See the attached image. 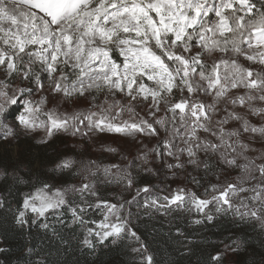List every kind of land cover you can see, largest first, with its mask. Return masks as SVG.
<instances>
[{
  "label": "snow or ice",
  "instance_id": "6c2138e0",
  "mask_svg": "<svg viewBox=\"0 0 264 264\" xmlns=\"http://www.w3.org/2000/svg\"><path fill=\"white\" fill-rule=\"evenodd\" d=\"M193 48L201 50L193 52ZM114 52L123 58L122 62L113 58ZM215 52L221 53L223 58L209 68L202 57ZM236 57L264 65V0H260L259 6L256 0H0V69L7 76H19L43 89L40 73L46 72L52 91L64 98L102 91L109 95L122 93L129 98L126 105L105 99L103 105L97 106L99 111L90 109L72 114L59 113L55 108L46 110L45 98L37 102L25 99L24 111L16 117L19 127L25 132L43 129L46 138L41 143H47L58 131L84 136L96 132L158 135L154 125L167 132L170 122L172 139L163 142L169 156L179 160V154L186 152L189 162L197 164L198 152L220 151L223 163L238 168L240 175L235 183L213 185L211 199L178 189L171 197L146 201L144 207L161 211L173 205L187 206L211 221L209 206L214 205L218 213L231 210L234 216L257 221L264 229V151L255 158L249 157L247 153L256 149L240 139L241 130L226 132L223 127L230 119L236 120L244 133L253 134V140L256 136L264 140V125H253L245 116L225 109L226 117L216 121L213 127V117L222 100L246 107L252 115L264 119V107L253 103L264 102V72L243 66ZM66 67L74 70L75 79H68L64 72ZM145 78L153 82L152 87L143 82ZM10 87L0 82V127L6 130L5 139L14 135L7 123L10 106L32 93L31 88L17 87L9 91ZM240 87L247 90L244 95L229 96ZM173 89L186 90L189 94L203 91L213 97V102L181 99L171 103L169 97ZM149 98L152 103L149 114L155 117L160 103H164L173 114L170 121L167 118L150 121L137 116L132 102ZM124 113L129 114V119L123 118ZM177 117L179 125L175 123ZM200 131L216 137L219 143L202 139L198 135ZM177 136L185 147H176L173 151ZM140 159L145 165L149 162L147 153ZM239 160L243 163H238ZM71 165V160H64L57 167L67 169ZM174 166L182 168L183 164ZM88 171L96 175L91 168ZM104 173L111 175L108 168ZM117 178L128 188L132 187L130 172L122 170ZM247 184L251 186L246 187ZM51 187L45 183L25 197L23 210L16 216L17 224L23 227L29 223L28 212L45 217L70 203L66 190L49 191ZM72 191L81 197L85 193L97 196L91 180L79 188L73 187ZM140 191L148 192L149 188H138L137 194ZM246 192L252 195L241 199L237 206L235 198ZM3 205L4 201L0 200V207ZM94 206L101 210L103 220L97 225L98 230L87 229L89 236H94L100 244L109 238L115 243L122 234L138 239L136 232L128 231V221L121 215L124 204L100 201ZM71 211L74 222L87 223L83 216L86 208L73 207ZM83 243L89 248L95 247L93 240L87 237ZM4 252L0 247V253ZM213 259L223 264L219 254ZM146 264H153L152 256L146 257Z\"/></svg>",
  "mask_w": 264,
  "mask_h": 264
},
{
  "label": "rangeland",
  "instance_id": "374dc122",
  "mask_svg": "<svg viewBox=\"0 0 264 264\" xmlns=\"http://www.w3.org/2000/svg\"><path fill=\"white\" fill-rule=\"evenodd\" d=\"M260 3V0H256ZM212 19V17H209ZM199 48H193V52L200 51ZM179 51V49H178ZM113 58L117 60L118 63L122 62V57L118 53L114 52ZM231 54L229 53V58ZM223 58L222 54L215 52L212 55H205L202 59L210 68L215 61ZM239 63L245 67H251L259 72H264V65L253 64L250 61L245 60L243 57H236ZM37 70L39 66L37 65ZM69 70L68 73L65 71ZM64 72L67 74L69 80L75 79L74 70L71 67L64 68ZM59 75V72L55 74ZM41 81L44 83V88H37L34 83L28 80H23L19 76L9 77L6 73L0 69V82L8 83L11 87L9 91H15L17 87L31 88V95L25 94L16 105H12L9 108L7 114V123L9 127L14 130V135L8 136L5 139L6 130L0 127V132L3 137L0 140V164L7 162H14L15 160L24 158L26 161H33V171L41 176V185L37 187L31 194H34L38 189L44 186L45 183L51 185L49 191L55 189L66 190V199L70 203L63 206L61 209L55 212H49L45 217H38L28 212L27 219L33 220L34 225L36 224H53V225H63L66 222H71L72 225L79 224L80 230L84 232V239L87 237L93 240L95 247L89 248L82 242L80 246V252L88 257L91 264H109L102 260L103 258L99 255V251L103 246L107 245L108 242L111 245L119 243L122 247L130 248V264H146V257L152 256L147 248L143 245L140 238L136 239L131 237V235L122 234V238L117 239L115 243L112 242V238H109L100 244L94 236H89L87 233L88 228L93 230H98L97 225L103 220V215L100 209H97L94 205L100 201H107L110 203H116L117 205L124 204L125 207L121 213L124 220L128 221V231L131 232L133 225L131 224L132 218L130 216L131 204L134 200H137L135 213L143 214L149 216L154 212L157 214L167 213L170 216L184 218L188 225H199L195 223L197 219L201 220L203 224H213L215 220L221 224L231 223L233 231H235L234 236H232V243L235 245H242V240H251L253 235L250 234L251 231L261 232L262 229L259 222L254 220H241L232 214V211L227 212H216L214 205H210L211 214L213 219L211 221L207 220L204 215L198 213L194 208L189 210L187 206L177 208L176 206H171L170 208L157 211L155 207L145 208V199H141L140 195L144 193L140 191L137 194V189H143L148 187V185L156 186L158 188L164 187L162 191L158 194H154V197L150 200L162 198L164 196L171 197L174 195L178 189H183L185 193H195L199 198L211 199L212 186L217 185L223 186L224 181L229 173H232L236 178L240 175V170L238 168H233L231 166L225 165L220 157V151L216 153H205L198 152V163L193 164L189 162V157L187 153L179 154V160L174 156H169L167 150L164 146V141L172 139L171 128L172 123H167L168 131L166 132L159 125H154L158 130V135H144L136 134L134 136H125L116 133H89L87 136L77 133L72 135L71 132L58 131L53 134L51 138L47 139V143H41L42 139L46 138L45 131L43 129H37L34 132H25L18 125V120L16 117L23 113L24 111V100L31 99L33 102L39 101L41 98L46 99L45 109L51 110L56 109L59 113L72 114L74 112H86L88 110L99 111L98 105H103L104 100L108 99L109 102L112 100L119 101L121 104H128L129 98L122 93H115L114 95H109L107 92H88L85 96L81 97L78 95H73L69 98H64L59 93H54L52 91V86L48 82V74L46 72L40 73ZM149 87L153 86V82L147 81L146 78L143 80ZM245 90L243 87L232 90L229 96L244 95ZM95 95L96 99L93 100L92 96ZM185 97L190 98L188 100H199L206 104L213 102V97L205 92L201 91L196 94H189L186 90L180 92L179 89H173L172 95L169 97L171 103L174 101L179 102ZM254 106L264 107V102L259 100L254 101ZM135 113L138 117H143L150 121H154L156 118H167L171 120L172 113L167 110V106L164 103H160V111L156 112L155 117L149 114V110L152 109L151 98L149 100L139 99L138 101L132 102ZM236 112L245 116L251 124L256 126L264 125V119L259 116L252 115L246 107L233 106L226 100H222L217 105V114L213 117V127L216 126V121L223 120L227 112ZM179 110H177L178 112ZM124 119H129V114H123ZM175 123L179 125V119L177 117ZM225 131L231 130H241L240 139L247 144H250L256 151H249L247 155L249 157H257L261 151H264V140H261L258 136L253 140V134L244 133L242 131L241 123L236 120H229L227 124L223 125ZM183 129L181 128V135ZM198 135L204 139L212 140L215 143H219L216 137L211 136L208 133L200 131ZM233 142L235 138H232ZM173 151L176 147H185L182 140L177 136L174 141ZM108 149H114V151H109ZM155 149V151H153ZM147 153L148 164H143L140 157ZM64 160H71L72 165L67 169L58 168L57 165ZM177 163L183 164L182 168H176L174 165ZM205 163L208 167L205 168ZM238 163H243L239 160ZM257 163H261L257 160ZM120 164V166H119ZM6 165V164H5ZM168 165H173L169 168ZM91 168L92 172L96 175H90L88 169ZM110 169L111 175L105 176L104 169ZM122 170L131 172L133 177V183L131 188H128L122 180H118V176ZM171 174V175H170ZM174 175V176H173ZM87 177V180L85 179ZM91 180L95 184V191L97 196L85 193L83 197L78 192H73V187L79 188L82 183ZM71 182L74 184L67 185ZM171 181V183H170ZM205 181V183H204ZM170 183V184H169ZM255 183V182H253ZM250 187L251 184L245 185ZM166 188V189H165ZM155 189V190H156ZM30 194V195H31ZM218 194V193H216ZM252 193H240L239 197L235 198L234 202L239 206L241 199H246L251 196ZM91 205V206H89ZM76 207L77 209L84 207L86 211L84 212V220L87 222L81 224L80 222H74L71 209ZM23 210V208H22ZM21 210V211H22ZM113 220L115 218H112ZM44 220V222H42ZM264 233V232H263ZM194 237L197 239L199 236ZM138 237V236H137ZM83 239V241H84ZM186 239H183V244ZM191 240H189L188 243ZM199 241V240H196ZM121 242V243H120ZM261 246H257L260 250L259 252V263L264 264V236H262ZM186 243V244H188ZM118 247V246H115ZM120 248V247H118ZM123 248V249H124ZM157 248V247H156ZM139 249V251H137ZM254 249V248H253ZM256 249V248H255ZM256 249V250H257ZM120 252V251H119ZM29 254L24 260L23 258L16 259L14 264H33L34 261L43 264L44 261L40 258L35 257L32 259L35 250L27 251ZM241 258L240 264H252L251 254L246 250L244 253L238 257ZM2 264V263H0ZM116 264V263H115ZM118 264V263H117ZM180 264H198L195 259L193 261L187 260L182 261Z\"/></svg>",
  "mask_w": 264,
  "mask_h": 264
},
{
  "label": "trees",
  "instance_id": "16d2710c",
  "mask_svg": "<svg viewBox=\"0 0 264 264\" xmlns=\"http://www.w3.org/2000/svg\"><path fill=\"white\" fill-rule=\"evenodd\" d=\"M65 72L68 73L69 70ZM2 137L0 132V140ZM0 173H6L0 174V200L4 201L3 207H0V247L5 249L4 253H0V263L14 264L18 257L26 260L29 257L27 251L35 250L32 259L35 260V257L43 259V264H91L88 257L80 252L79 245L83 242L84 232L80 230L79 224L72 225L71 222H66L63 225L50 224L45 228L43 223L34 225L31 219L23 227L16 223L17 213L22 210L25 197L42 182L41 176L33 171V161H26L21 157L14 162L6 161L0 164ZM234 178L235 176L229 173L224 182H234ZM70 184L74 183L70 181L67 185ZM148 188V192L140 195V198L146 201H150L154 194H158V190L164 189L151 185H148ZM137 202L134 200L129 211L133 225L131 228L151 253L153 264H180L186 259L191 261L196 259L198 264H219L213 259L218 254L223 264H240L241 258L238 257L246 250L251 254L252 264H260L258 259L260 248H257L261 246L264 229L261 232L251 231L253 238L247 241L241 239L242 245L238 246L229 241L235 234L231 223L221 224L215 220L213 224L200 223L190 226L184 218L170 216L167 213L137 215L133 210ZM195 233L199 238L194 237ZM183 239H186L184 244ZM189 240L191 243H188ZM122 246L124 245L120 246L119 243L111 245L108 242L99 251L103 258L100 261L105 263L107 261L109 264H130V248ZM33 264L39 262L35 260Z\"/></svg>",
  "mask_w": 264,
  "mask_h": 264
}]
</instances>
